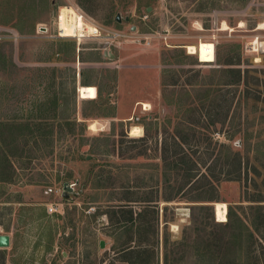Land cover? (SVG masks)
<instances>
[{
  "label": "rangeland",
  "instance_id": "rangeland-1",
  "mask_svg": "<svg viewBox=\"0 0 264 264\" xmlns=\"http://www.w3.org/2000/svg\"><path fill=\"white\" fill-rule=\"evenodd\" d=\"M65 7L97 31L60 37ZM261 24L264 0H0V124L40 127L2 143L13 172L0 182V235L10 237L0 264H127L114 249L128 234L103 214L127 204L144 212L146 236L132 244L153 250L154 264H201L208 212L191 200L201 173L214 181L237 157L240 175L215 181L213 222L215 204L226 220L230 208L264 264V207L260 233L251 209L264 206ZM79 86L96 97L80 99ZM245 251L234 264H259Z\"/></svg>",
  "mask_w": 264,
  "mask_h": 264
},
{
  "label": "trees",
  "instance_id": "trees-1",
  "mask_svg": "<svg viewBox=\"0 0 264 264\" xmlns=\"http://www.w3.org/2000/svg\"><path fill=\"white\" fill-rule=\"evenodd\" d=\"M235 63L228 62V65H232ZM227 73H231L234 75L235 79L238 81L241 77V70L240 69H234V68H228L225 70ZM247 72V70H246ZM208 98V95L206 94L199 98V102H204ZM205 99V100H204ZM55 110V108H54ZM0 124V181L4 182L7 180H10L12 177L13 172V164L11 161H9L7 153L5 152V149H2V145L5 144V140L8 138V142H15L19 136H25V132L29 130L31 135L33 132L39 130L40 127L39 124L34 123L33 125L30 122L20 123L17 124ZM32 126V127H30ZM4 136V137H3ZM175 141V140H174ZM6 142V144L8 143ZM3 143V144H2ZM9 144V143H8ZM177 142H174V145L177 147ZM179 152L183 153V150L180 148ZM4 150V151H3ZM176 158V157H175ZM184 159L181 160V163L183 161H187L188 158H179ZM189 161V160H188ZM236 165L234 164L233 168L234 170H226L223 168L222 164L220 165L219 174H217L216 177L211 179L212 176L210 173V170L207 168L206 172L200 174V178L206 182V184L199 188L196 191L197 198L194 200H191L192 202H199L201 205L199 207L204 212H208L206 219H201V224L203 229L200 231L202 232V242L201 247L195 250L194 257H196L197 261H199L201 264H234L235 260L237 259V251H241L242 247H247V251H245V259L247 261H251L252 259L254 262L260 263L261 259L259 258V255H257V244L255 246V238L253 233H251L250 227L248 224H245L241 220H239L237 217H234V214L232 213L231 209H228L227 212V220L225 223L223 222H213V206L211 205L214 202H217V198L211 196L212 192H215L216 190V182H220V177L223 176L227 180H231V174L233 172H238V175H240L241 170V161L240 158L237 157L235 159ZM255 169V167H254ZM257 171V170H256ZM227 177V178H226ZM194 178L193 176L189 175L188 181L192 180ZM190 188V186H189ZM193 191L194 189H189ZM253 202H260L259 200H254ZM257 205H254L251 207V209L255 210V212L259 214L256 216V223L255 224L254 231L259 232L258 229L260 228V225H262L263 221V205L256 203ZM112 210H108L107 212L103 213L107 219L108 222L112 225H118L117 228H114V232L117 231H125L128 234V237L118 245L117 248L114 249L115 253L119 255V259L122 262H125L127 264H151L153 263L154 258V251L148 250L144 246L139 244H132L137 239L136 237H139L142 239V237L146 236V232L144 231L143 227L141 226L140 220L141 215L144 214L141 210L138 212H135L132 210L130 206L127 205H121L114 208H110ZM146 208H144L145 210ZM117 210V211H116ZM116 214H127L129 216L128 220L123 219V222H119V218H112L115 217ZM119 216V215H117ZM254 219V216H253ZM139 224H138V223ZM128 226H122L125 224ZM213 226V228H216V230H220L219 233H216V230H212L209 228V226ZM252 225V224H251ZM263 227V225H262ZM224 230V231H223ZM263 230L260 229V231ZM246 232V237H245ZM154 233V231L152 232ZM260 233V232H259ZM243 238V239H242ZM243 240L247 243H243ZM146 249V250H145ZM238 249V250H237ZM225 260V262H224ZM229 260V261H226ZM110 264H114V262H111ZM154 264V263H153Z\"/></svg>",
  "mask_w": 264,
  "mask_h": 264
},
{
  "label": "bare ground",
  "instance_id": "bare-ground-1",
  "mask_svg": "<svg viewBox=\"0 0 264 264\" xmlns=\"http://www.w3.org/2000/svg\"><path fill=\"white\" fill-rule=\"evenodd\" d=\"M264 24H261L259 28H263ZM59 32L62 38H73L76 35H83V33L90 32L95 33L96 29L92 25H88L77 17L75 10L71 7H65L61 10V15L59 18ZM97 34V33H96ZM190 54L196 52L195 47H188ZM78 94L80 99H93L96 97L95 88L92 86H79ZM146 106V105H145ZM90 129H94V125L90 126ZM130 135L133 137L141 136L140 128L133 127L130 130ZM142 137V136H141ZM215 215L217 220L224 222L226 220V207L224 204H215Z\"/></svg>",
  "mask_w": 264,
  "mask_h": 264
},
{
  "label": "water",
  "instance_id": "water-1",
  "mask_svg": "<svg viewBox=\"0 0 264 264\" xmlns=\"http://www.w3.org/2000/svg\"><path fill=\"white\" fill-rule=\"evenodd\" d=\"M128 17L125 18L126 21H128ZM117 20L119 21V16H117ZM106 55V54H104ZM63 189L66 192H70L71 191V187L67 184L64 183L63 184ZM9 246V236L8 235H0V248H7ZM100 246L103 247L104 246V242L101 241L100 242Z\"/></svg>",
  "mask_w": 264,
  "mask_h": 264
},
{
  "label": "built area",
  "instance_id": "built-area-1",
  "mask_svg": "<svg viewBox=\"0 0 264 264\" xmlns=\"http://www.w3.org/2000/svg\"><path fill=\"white\" fill-rule=\"evenodd\" d=\"M74 10H75V12H76V14H77V17H79L80 19H83V21L84 22H87V21H85L84 20V17L82 16V14H80V12L76 9V8H73ZM59 18H60V15L58 16V19H57V28L59 29ZM97 31V30H96ZM58 35H60V32H59V30H58ZM254 44H252L251 46H253ZM253 48H254V46H253ZM55 210V209H54ZM47 212L50 214V213H52L53 212V208L52 207H50V208H48L47 209Z\"/></svg>",
  "mask_w": 264,
  "mask_h": 264
},
{
  "label": "crops",
  "instance_id": "crops-1",
  "mask_svg": "<svg viewBox=\"0 0 264 264\" xmlns=\"http://www.w3.org/2000/svg\"><path fill=\"white\" fill-rule=\"evenodd\" d=\"M5 124H10V123H5ZM1 182V181H0ZM4 182H6V181H4ZM9 236V235H8ZM9 244H10V237H9Z\"/></svg>",
  "mask_w": 264,
  "mask_h": 264
}]
</instances>
